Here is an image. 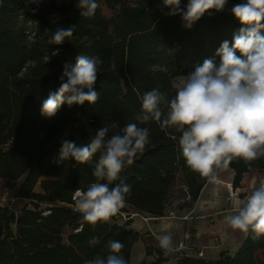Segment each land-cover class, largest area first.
<instances>
[{"label":"trees","instance_id":"1","mask_svg":"<svg viewBox=\"0 0 264 264\" xmlns=\"http://www.w3.org/2000/svg\"><path fill=\"white\" fill-rule=\"evenodd\" d=\"M103 1L110 9L120 8L110 20L102 17L100 6L91 18L80 17L79 9L73 6L61 8V18L54 24L42 10L34 14L29 0H0V178L22 179L19 197L33 205L18 215L0 206V264H84L98 254L107 255L109 240L124 244L121 253L131 264L132 247L140 234L114 218L131 208L162 217L169 206L171 188L181 174L191 201L208 182L187 168L180 154V134L151 121L139 125L149 128L150 142L137 152L135 163L126 165L120 174L131 184L125 206L108 221L96 224L83 221L74 208L76 191L86 190L92 182L106 181L92 175L99 152L86 164L74 160L52 163L62 147L61 138L80 146L101 126L110 127V137L126 124L138 123L135 115L141 109L140 96L159 87L173 97L174 78L184 74L178 63L191 59L202 64L214 57L218 64L216 50L225 40L231 44L241 27L233 15L223 11L205 13L187 29L181 16L166 15L169 9L163 7L162 0ZM186 1L181 0L182 7ZM73 25V36L64 44L49 43L56 28ZM80 54L98 55L103 60L94 85L98 101L71 107L65 103L54 118L44 119L40 115L43 101L60 87L63 66H74ZM113 57L115 70L110 67ZM114 123L117 128L111 127ZM228 167L235 171L232 186L236 189L246 173L264 171V158H237ZM38 185L41 192H35ZM42 203L51 205L47 216L38 208ZM66 228L69 233H65ZM259 250L264 253V237L254 240L249 232L235 255L223 253L219 260L210 262L183 257L175 264H260ZM157 255L148 264L167 261L162 253Z\"/></svg>","mask_w":264,"mask_h":264},{"label":"clouds","instance_id":"2","mask_svg":"<svg viewBox=\"0 0 264 264\" xmlns=\"http://www.w3.org/2000/svg\"><path fill=\"white\" fill-rule=\"evenodd\" d=\"M43 0H29L37 7ZM60 0H58V3ZM228 0H162L168 8V16H181L184 28L190 29L205 13L224 11ZM75 7L80 17L91 18L99 7L97 0H77ZM231 13L241 27L234 33L230 44L225 40L215 52L219 57L206 58L193 65L184 75L182 86L169 98L159 87L140 96L141 109L135 115L138 123L126 124L120 132L108 136L109 126H101L88 138L85 145L61 138L59 155L52 163L61 165L74 160L86 164L99 152L86 190L75 193L76 211L83 221L96 224L108 221L126 204L125 197L131 192V184L121 179L126 165L135 163L138 151L150 142V131L139 125L158 122L162 129H174L179 133L180 154L188 169L206 178L209 183L218 180V172L228 168L233 159L253 161L264 158V0H245L235 4ZM58 17L52 23L58 22ZM75 25L56 28L50 44L62 45L73 36ZM103 60L100 56L78 55L74 66L65 64L59 77L60 87L50 92L41 105L40 115L54 118L63 104L94 105L99 92L94 89ZM110 67L117 68L115 57ZM112 128H117L115 123ZM119 183L113 185L114 181ZM233 230L252 239L264 237V180L260 181L242 206L226 218ZM99 238H97L98 240ZM162 249L171 251L172 234L157 237ZM124 244L117 240L107 242L108 253L86 259L84 264H128L121 250Z\"/></svg>","mask_w":264,"mask_h":264},{"label":"crops","instance_id":"3","mask_svg":"<svg viewBox=\"0 0 264 264\" xmlns=\"http://www.w3.org/2000/svg\"><path fill=\"white\" fill-rule=\"evenodd\" d=\"M234 176L235 171L229 167L220 170L217 182H207L199 197L193 201L190 200L188 188L183 185L185 187L183 196L169 203L168 206L167 211H173L174 218L168 217L167 212L162 217H154L139 213L132 208L129 213H124L130 217L128 220L123 215V219L125 221L127 219L125 223L128 224V229L140 234L132 247L131 264H134L135 259L142 264L151 263L155 258L154 255L159 253H162L167 264H175L181 257L180 253L175 251L177 244L181 240H187L192 234L195 235V240L203 251L201 258L207 262L219 260L223 253L235 255L245 242L248 233L231 229L225 218L235 214L238 207L246 201L247 196L259 186L260 181L264 180V171L246 173L239 188L236 189L232 186ZM18 190L19 186L15 192L16 197L26 201L19 197ZM24 206H27V202ZM13 211L18 215L21 209ZM125 223L122 221L121 224ZM169 232L173 240L171 251L162 249L157 239L158 236ZM185 252L187 257L198 258L196 250ZM257 258L260 264H264L262 250L257 252Z\"/></svg>","mask_w":264,"mask_h":264},{"label":"rangeland","instance_id":"4","mask_svg":"<svg viewBox=\"0 0 264 264\" xmlns=\"http://www.w3.org/2000/svg\"><path fill=\"white\" fill-rule=\"evenodd\" d=\"M187 2V1H186ZM245 2V0H228V3L224 9L223 12L227 13V14H231V8L238 3H243ZM98 4L100 6V11H101V15L104 19L110 20L111 17H113L119 10V7H115V8H109L107 6V4H105V2L103 0H98ZM32 8H36L37 6L35 4H30ZM73 6H75V4L71 1V0H60V2L58 3V0L52 1V0H43V2L39 5L38 10H42L50 19H55L56 17H58L60 20L61 18V11L60 9L63 8V10H65L64 8H73ZM59 9V10H58ZM234 16V15H233ZM179 66L181 68V70L184 72L183 75L174 78V82H173V86L175 89H177L178 87L182 86V82L184 80V75H186L189 71L193 70V65L198 64L197 61L191 60V59H186V60H182L179 63ZM42 179H47L45 177H43ZM23 180L20 179L18 181H9L7 179H0V205H7L11 210H22V207L25 208L26 206H24L27 202V206L29 208H33V205L31 204V201H27L28 199H26V201L20 200L18 197H16L15 192L18 188V186L21 184ZM185 185V179L183 177V175H179L177 177L176 182L174 183V185L171 188L170 194H169V198H168V203H171L173 201H177L178 198L182 197L183 194L185 193L184 190V186ZM35 192H41V189L39 187V185L35 188ZM21 198V197H20ZM51 205L42 203V204H38V208L42 211H48ZM168 210V209H167ZM129 213V212H128ZM169 213V211H168ZM126 217L125 218H130L128 217L127 214H124ZM123 215L122 214H118V216L116 218H114V220L119 223L120 225L122 221L125 223L127 221H125V219H123ZM129 220V219H128ZM126 224V223H125ZM70 229L66 228L65 229V233H69ZM154 260L152 262H154L158 257L155 254L154 255ZM134 264H142L137 262V259H135ZM167 264V261L164 263Z\"/></svg>","mask_w":264,"mask_h":264},{"label":"built area","instance_id":"5","mask_svg":"<svg viewBox=\"0 0 264 264\" xmlns=\"http://www.w3.org/2000/svg\"><path fill=\"white\" fill-rule=\"evenodd\" d=\"M73 200H74V198H73ZM0 206L1 207H8L7 205H0ZM74 208L76 209L75 206H74ZM49 213H50V211H43L42 215L47 216ZM122 215H124V214H122ZM167 216L170 218H174L175 215H174L173 211H169V213L167 211ZM145 220L147 221L148 219H145ZM77 231H80V229ZM175 249H176L175 251L177 253H180V255H181V257H179V258L187 257V255H186L187 252H185V251H189V250L190 251L196 250L198 258H201L203 256V251H202V249H200L199 244L195 240V235H193V234L190 235L187 238V240L179 241V243L177 244V247Z\"/></svg>","mask_w":264,"mask_h":264}]
</instances>
